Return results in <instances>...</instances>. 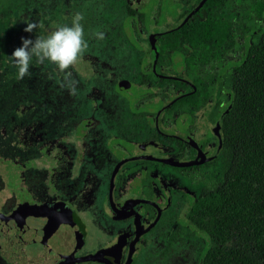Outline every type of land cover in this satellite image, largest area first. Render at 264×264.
Instances as JSON below:
<instances>
[{
    "label": "flooded vegetation",
    "instance_id": "af4514ba",
    "mask_svg": "<svg viewBox=\"0 0 264 264\" xmlns=\"http://www.w3.org/2000/svg\"><path fill=\"white\" fill-rule=\"evenodd\" d=\"M205 1L108 0L98 47L68 69L38 74L51 93L35 91V121L17 105V147H6L18 185L0 193V264H178L180 251L208 240L190 217L216 180L221 122L248 34L235 60L230 37L222 48L212 39L198 48L172 33L217 20V3L204 12ZM51 13L54 25L65 23ZM1 115L10 122L13 112Z\"/></svg>",
    "mask_w": 264,
    "mask_h": 264
},
{
    "label": "trees",
    "instance_id": "16d2710c",
    "mask_svg": "<svg viewBox=\"0 0 264 264\" xmlns=\"http://www.w3.org/2000/svg\"><path fill=\"white\" fill-rule=\"evenodd\" d=\"M214 2L217 20L188 22L172 33L184 32L191 47L212 39L222 48L233 28L228 11L242 3L263 23L247 19L246 51L235 64L231 107L221 122L216 180L202 191L190 219L210 241L201 264H264V0H206L201 9L210 12Z\"/></svg>",
    "mask_w": 264,
    "mask_h": 264
},
{
    "label": "rangeland",
    "instance_id": "374dc122",
    "mask_svg": "<svg viewBox=\"0 0 264 264\" xmlns=\"http://www.w3.org/2000/svg\"><path fill=\"white\" fill-rule=\"evenodd\" d=\"M107 1L0 0V129L3 125L7 127L5 138H2L0 135V193L4 192L3 189L9 187L13 189L18 185L17 179L14 178L18 169L6 161V147H11V151L15 152V147H17L16 138L22 126L19 118L15 115L20 112V107L23 106L17 107V105L25 103L24 107L27 108L25 117H34L32 119L35 121L37 116L41 115V105L38 99H36L37 93L35 91L40 85L47 86L48 93H51L52 89L50 83H44V80H40V76H38L39 73H44V75L50 74L52 64L40 63L34 59L30 66V75H26L23 79H18L16 67L10 58L11 53L15 48L20 46L22 38L34 39L35 36L46 34L47 31L50 32L55 29L56 25L51 22V12H55V15L57 13L63 14L66 18L65 22L71 19L72 14L76 12L82 13L84 17L82 23L84 25L85 37H89L90 42L88 47L91 49L98 47L101 38H98L97 34L105 24L102 22H106L104 15H107L105 13L107 12V6L105 4ZM252 17H255V12L245 7L243 3L235 10L233 28L230 33L231 40L227 45L235 60L239 58L237 53L239 51L238 44L241 42V37L244 36L245 30H247L246 26H249L247 19ZM255 20L258 27H260L263 23L262 20L256 17ZM29 21L36 23L37 26L32 32H25L26 22ZM117 61L115 58V62ZM115 62L113 61V63ZM79 95L81 96L82 94ZM7 111L13 112L10 122H4L1 115L7 113ZM36 112L38 113L36 114ZM6 176L10 178L7 184H3V179ZM208 246L209 241L205 235H202L201 238L198 237L192 246L180 251L181 253L178 256L180 261L178 264H194V262L198 264L203 252ZM159 251V247L150 249V257L151 259H155V262H157ZM172 262L173 260L169 259L165 264Z\"/></svg>",
    "mask_w": 264,
    "mask_h": 264
},
{
    "label": "clouds",
    "instance_id": "9594fccd",
    "mask_svg": "<svg viewBox=\"0 0 264 264\" xmlns=\"http://www.w3.org/2000/svg\"><path fill=\"white\" fill-rule=\"evenodd\" d=\"M84 17L80 12L72 14L68 22L58 24L47 34L35 36L34 39L22 38L19 47L11 53V61L17 70V78L23 79L30 75V66L34 59L40 63H49L64 70L73 65L88 47L85 30L82 23ZM34 22H26L25 32H32L36 27ZM103 38V33L97 34ZM70 92H76V81L71 79V73L64 76Z\"/></svg>",
    "mask_w": 264,
    "mask_h": 264
},
{
    "label": "water",
    "instance_id": "95a60500",
    "mask_svg": "<svg viewBox=\"0 0 264 264\" xmlns=\"http://www.w3.org/2000/svg\"><path fill=\"white\" fill-rule=\"evenodd\" d=\"M188 164H190V163H176V165H178V166H185V165H188Z\"/></svg>",
    "mask_w": 264,
    "mask_h": 264
}]
</instances>
